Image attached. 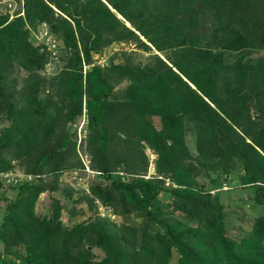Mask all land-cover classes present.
Segmentation results:
<instances>
[{
	"label": "trees",
	"instance_id": "16d2710c",
	"mask_svg": "<svg viewBox=\"0 0 264 264\" xmlns=\"http://www.w3.org/2000/svg\"><path fill=\"white\" fill-rule=\"evenodd\" d=\"M16 2L0 8V264H169L172 250L174 264H264L263 212L225 232L228 189L264 205V0ZM113 42L146 54L82 70ZM76 169L79 189L62 179Z\"/></svg>",
	"mask_w": 264,
	"mask_h": 264
},
{
	"label": "rangeland",
	"instance_id": "374dc122",
	"mask_svg": "<svg viewBox=\"0 0 264 264\" xmlns=\"http://www.w3.org/2000/svg\"><path fill=\"white\" fill-rule=\"evenodd\" d=\"M20 2V0H19ZM6 3L9 12L11 13L13 9L16 8V0H0V8L3 7V5ZM11 17V15L9 16ZM40 29V28H39ZM37 30V31H33V33H31V40L34 44L43 41V36L41 32V30ZM51 39H54V43H56V40L54 38V36H50V41ZM132 43H111L107 46H104L102 48V50L99 53H92L91 55V59L92 61L90 63H84L82 66V70H86L88 67H90L91 64L93 63H98V64H103L107 58L108 55H110L113 51H116L120 48H124V49H130L132 48L133 50L135 49V51L138 52V55L142 57V55L144 56L146 53L141 51V50H137V48H135ZM262 48H259L257 51L254 52V54H261L262 53ZM155 51V50H153ZM60 53H58V49H56L55 51V55H53V59L50 62H47L45 64V68H44V72L45 73H49L54 66L56 65L57 60H58V55ZM160 55V54H159ZM162 57V55H160ZM24 72V71H23ZM83 116L82 118H76V120L74 121V124H70L71 127L73 125H75L76 128V132H77V137L84 135V129L82 128L83 126ZM189 134V132H188ZM189 139V138H188ZM190 149L194 152L193 150V145L191 143V141L187 142ZM118 147H114L113 149L109 148L111 151H116ZM144 151L147 153V174L152 173L153 172V158L155 157L154 153H152L150 151V149L145 148ZM79 156L81 157V159H83V162L87 163V158H86V154L83 152H80ZM85 167V171L89 172V175L92 174V172L94 173L95 171L88 169L87 166ZM14 171H16L14 169ZM83 169L82 170H71V171H66L63 175H62V179L63 181H67V184L73 185L74 187H76L77 189L81 188V187H85V183H86V175H83ZM13 173V172H11ZM235 173V172H234ZM233 173V175H234ZM10 172H6L4 175H7L5 177V181H8V179L12 178L13 174H10ZM231 175L233 178L231 180V183H236V179L234 178V176ZM75 178V179H74ZM198 179L200 181H203L204 186L208 187V183H207V178L204 176H198ZM61 180V179H60ZM59 184L62 185L63 182L59 181ZM227 184H230V182H228L227 180L223 183H221V188L222 189H226L228 188ZM15 189H10L7 187V195H13L15 193ZM251 191L252 188H248V187H243V188H237V187H232L230 189L227 190V193H225V196L228 198V201L225 205V207L228 209V212L226 214V234L228 236L231 237H238V236H242L245 234V230L249 229V226L252 222L253 217L258 214V213H264V205H259V204H254L255 202L251 199ZM57 192H41L38 197L37 200L35 201V208L37 211L40 212H46L49 210V201L51 198L52 194H56ZM4 202L0 201V205H2ZM67 205H73L72 202H70L69 200L66 201ZM76 204V203H75ZM76 205H81V207L84 209L85 208V202L80 201L77 202ZM96 205H101L99 202L96 203ZM101 209V207H100ZM89 214L88 210H83V212L79 215H76L74 217H67L66 213L62 212L61 213V219L63 223H66L67 225L71 224L72 222L76 221V220H80L81 218H85L87 215ZM97 214L99 216H103V217H108L109 219L115 221V222H120L121 218L119 215L110 213V211H106V210H97ZM178 215H180L181 213H177ZM0 219H1V208H0ZM92 250L96 253V257H100L102 255V252L99 250V248L97 247H92ZM176 253L174 250H172V254L169 258L168 263L169 264H174L175 259H176Z\"/></svg>",
	"mask_w": 264,
	"mask_h": 264
},
{
	"label": "built area",
	"instance_id": "2783aa9c",
	"mask_svg": "<svg viewBox=\"0 0 264 264\" xmlns=\"http://www.w3.org/2000/svg\"><path fill=\"white\" fill-rule=\"evenodd\" d=\"M49 47H52L53 46V40L51 39V41H49ZM19 177H21L22 176V174H17ZM13 176H16V175H14L13 174Z\"/></svg>",
	"mask_w": 264,
	"mask_h": 264
}]
</instances>
